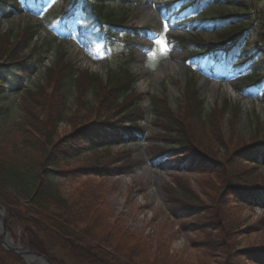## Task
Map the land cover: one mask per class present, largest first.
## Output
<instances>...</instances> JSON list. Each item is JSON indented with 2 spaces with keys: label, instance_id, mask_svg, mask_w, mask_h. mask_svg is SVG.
<instances>
[{
  "label": "rangeland",
  "instance_id": "obj_1",
  "mask_svg": "<svg viewBox=\"0 0 264 264\" xmlns=\"http://www.w3.org/2000/svg\"><path fill=\"white\" fill-rule=\"evenodd\" d=\"M26 1H29V4H22L19 14L9 17L5 16V13L9 15L12 9L0 5V35H3L4 43L3 45L0 41L2 49L0 57L3 56L0 58V131L16 128V123L22 119L25 112L23 108L25 99L32 91L46 83L48 71L55 70L57 63L62 64L64 61L71 64L73 70L79 73L88 71L92 75H98V80L103 82H106L111 69L123 71L122 69L126 67L128 73L136 78V86L132 87L131 94L122 101L133 105L135 111L139 109L135 115L141 118V121H136V124L142 129L139 131L144 133V140L138 142L127 140L126 143L116 140L110 142L108 146L83 150L72 154L71 157L62 158L55 168L66 172L55 171V181L61 191L72 198L70 205L72 211L79 210L76 205L98 211L96 228L104 231L108 228V222L103 215V211H107L111 216L110 221L108 220L110 223L122 220L124 225L138 231L142 239L129 243L131 244L129 247L134 246L136 249V251L133 249L134 255L141 254L145 259H154L156 264H221L224 256L210 258L204 255L202 250L205 247L204 232L199 231V227L194 223L214 218L206 204L212 194L224 197L221 190L228 179L225 174L215 178V175L210 173L223 169L224 164L220 163L219 168L201 171L178 164L177 160L183 153L172 149L181 147L179 142L174 140L179 130L175 129L172 123L165 122L164 110L169 107L175 113L181 112L187 86L194 82L204 101L206 115L210 114L207 118L209 132L228 140L229 148L224 153L220 152V148H216V159L213 158L216 161H220L229 151L238 148L243 150L252 145L254 143L252 138L256 135L264 137V77L258 89L252 94L240 90V83L244 82L245 87L249 85L245 83L247 82L245 77L250 66L259 63L260 69L255 70L264 73V44H261L264 38L259 34L264 24L260 17L261 11H264V1L244 0L243 3L248 7L245 11L237 3L213 5L200 11V18L216 17L221 12L232 15L251 13L244 19L245 23L248 19L251 21L247 27L244 25L248 29L245 39L247 53L252 58L246 65L249 68L236 72L232 64L226 74L217 76L209 69H204L208 57L201 63L199 58L191 59L189 51L179 49L178 41L171 35L179 34L191 40L194 37L202 41H217L221 37L219 31L203 30L198 31L200 34L197 36H190L188 30L176 29L177 25L174 22L165 24L164 17L156 9L161 0H143L142 4H130L125 9L122 14L123 23L151 28L147 36L138 33L127 40L124 38L107 40L80 34L78 25L87 29L88 24H83L81 20L89 19L90 15L81 13L74 22L59 19L55 13L58 12L57 8L62 5L63 0H44L46 5L42 8L43 11L39 12H31L28 8L41 0H21L22 3ZM121 10L116 9V14L121 15ZM99 28L98 23H94L90 32H96ZM22 30L36 31L33 43L36 45L35 48L32 51V47L24 49L26 43L20 41L21 38L13 47L16 51L19 48L20 51L24 49L23 53L30 55L31 60L41 58L38 45L48 44L42 61L35 70L23 74L10 66L7 57L4 56V47L6 48L8 40L11 42V39L18 37L19 31ZM121 33L118 32L117 36L120 37ZM158 35L166 38L170 48L164 58L161 57L154 42ZM245 45L243 44V47ZM11 54L16 55L14 52ZM235 60L239 61V58ZM168 61L174 64L166 65V72L160 74L159 70ZM8 64L9 67L6 68ZM211 66H214L212 62ZM222 69L223 67H220L219 70ZM67 94L69 115L58 123L57 138L72 133L74 124L83 120L89 113L85 110L87 114L76 115L78 118H74L75 115L72 114L78 109H85L83 105L94 108L98 105L95 92L90 91V87L84 94L81 106L79 95L72 85H69ZM111 98L110 96L103 100L104 107L112 104ZM102 111L104 110L99 106V112ZM96 115L98 114L92 117L97 119ZM116 117L117 119L110 117V123L119 125L125 119L119 115ZM218 119L221 121V127L216 129L214 124ZM124 125L134 123L127 120ZM202 135L203 142L208 143L210 139L207 133L203 132ZM164 136L166 138H163ZM167 151H172L170 157H163ZM156 153L158 155H155ZM168 163H171L170 166L164 167ZM234 169H238L236 175L242 178L236 180L238 184L264 187V163L243 160L241 168ZM168 187L176 197L168 195ZM184 191L203 207L201 216L188 218L187 214H181L167 201L166 197L172 200L177 197L185 200ZM229 195L228 199H231L232 194ZM236 203L232 215L237 223L236 227H232L234 246L236 245L237 249L249 250L250 255L245 258L243 264H264L262 259L264 256L258 252L264 246V207L245 203L238 198ZM210 227L213 228L211 223ZM18 233L17 227L11 231V238L15 243L17 240L13 235Z\"/></svg>",
  "mask_w": 264,
  "mask_h": 264
},
{
  "label": "trees",
  "instance_id": "obj_2",
  "mask_svg": "<svg viewBox=\"0 0 264 264\" xmlns=\"http://www.w3.org/2000/svg\"><path fill=\"white\" fill-rule=\"evenodd\" d=\"M135 1L137 0H77L75 4L87 12L94 23L100 24V33L108 37L111 36L113 28L119 30L124 27L122 14L127 4ZM221 1H227L229 4L237 3L238 6L244 8V11L248 8L243 3L244 0H170V2L161 5L160 10L168 18L177 21L191 9L213 2L220 4ZM0 2L12 8L11 15L14 12H19L17 0H0ZM116 9H123V12L120 11L122 14L117 15ZM250 14L232 15L221 12L216 18H213L221 19L223 27H225L220 31L221 37L217 43L221 45L217 48L218 50L212 48L216 44L200 42L199 38L191 40L178 37L179 45L192 49L193 56H199L201 50L196 49L197 47L204 48L202 52L216 55L217 59L224 61L227 66L236 56H239L242 65L248 59L245 58L246 52L238 54V51L248 34V29L244 25L247 27L251 21L248 19L245 23L244 19L248 18ZM260 17L264 20L263 10ZM203 21L205 20H200L196 27H203L204 24H200ZM191 24L194 23L183 22L185 26H191ZM138 30L145 31L146 29ZM259 34L261 38H264V24L261 26ZM2 36L0 35V41L4 45ZM35 36V30L19 31L18 37H11V42L8 40L6 48L4 47V56L7 57L10 66L18 69L22 74L35 70L42 61L43 53L47 50V43L37 46L39 54H41L39 60H31L30 55L23 53L24 49L32 47V51L35 48L36 45H33ZM19 39L22 42L25 41L26 45L23 50L20 51L21 48H19L16 51L13 45L16 46ZM227 43L230 44L226 46ZM13 52L16 55L11 54ZM0 53H2V49H0ZM240 64L236 63L235 67L238 68ZM5 67L8 68L9 64ZM122 70L111 69L110 74L106 77V82H103L98 80V75H92L88 71L79 73L73 70L71 64H66L64 61L62 64L57 63L55 70L48 71L46 83L32 91L25 99L23 103L25 112L22 119L16 123V128L0 131V199L7 206L8 229L13 231V228L17 227L19 233L13 236L19 237L21 243L29 249L46 255L54 264H156L154 259H145L141 254L134 255L133 252L136 249L134 246H132L133 248L129 247L131 246L129 243H135L142 239L138 235V231L124 225L122 220L110 223L111 216L107 211H103V215L108 222V228L105 231L96 228L95 221L98 219V211L94 208L81 207V205H76L79 210L72 211L70 207L72 198L68 194H64L55 181L56 172H66L55 168L62 158L71 157L72 154L83 150L89 151L103 145L108 146L110 142L116 140L135 141L144 138V133L139 131L142 129L136 124V121H141V118H137L135 115L139 109L135 111L133 105L122 101L131 94L134 81L132 74H129L125 68ZM248 77L249 84L251 83L255 87L259 85L261 80L258 74L248 75ZM69 85H72L77 91L80 106L83 104L82 99L85 92L88 91V87H90V91L95 92L98 105L96 108L83 105L85 109H78L72 114L75 115L74 118H78L76 115L87 114L84 112L85 110H88L89 113L83 117V120L74 124L72 133L57 138L58 123L64 121L69 115L67 111ZM185 93L186 99L181 105V112L175 113L169 107L164 110L165 122L172 123L174 128L179 130L174 140L179 142L181 147L172 149L175 152L180 150L183 153L177 162L181 166L191 167L198 171L219 168L222 163L224 164L223 169L210 174L215 175V178L225 174L228 179L225 187L221 190L224 197L212 194L206 204L214 218L194 223L199 227V231L203 230L204 232L205 247L202 250L204 255L210 258L224 256V261L221 264H243L250 252L237 249L236 245L234 246L232 227H236L237 223L232 218L233 210L237 205V198L245 203L264 207V187L238 184L236 180H242V178L236 175L238 169H234V167L241 168L243 160H256L259 164H263L264 137L260 134L256 135L252 138L254 143L247 148L229 151L220 161L214 160L217 154L216 148H220L221 153L228 150V140L209 132L210 125L207 118L210 114L206 115L204 101L194 82L187 86ZM109 95L113 98H111L112 104L104 107L103 100L109 98ZM99 106L104 111L99 112ZM94 114H98L96 115L97 119L92 117ZM118 115L122 118L125 117L124 121L119 125L110 123V119L113 117L117 119ZM107 116L111 118H107ZM160 117H162L161 113ZM127 120L132 121L134 125L125 126L124 122ZM214 126L216 129L221 127L220 119ZM203 132L209 136L208 143L203 142ZM171 152L167 151L163 157H170ZM170 164L168 163L164 167H168ZM167 190L168 195L176 197L170 187ZM184 192L186 193L185 200L178 197L175 200L169 197L166 199L181 214H187L188 218L201 216L203 207L199 206L187 191ZM229 194H232L231 199H228L230 198ZM210 223L213 228L210 227ZM217 229L219 231H216ZM258 252L264 256V246ZM0 264H23L15 254L2 247L1 236Z\"/></svg>",
  "mask_w": 264,
  "mask_h": 264
},
{
  "label": "water",
  "instance_id": "obj_3",
  "mask_svg": "<svg viewBox=\"0 0 264 264\" xmlns=\"http://www.w3.org/2000/svg\"><path fill=\"white\" fill-rule=\"evenodd\" d=\"M0 206L2 207V210H0V218L2 219V223L0 225V233H1V244L2 246L15 253L18 255L25 264H31V263H36V264H53L52 261L45 255L32 251L29 248L23 246L20 244V241L18 240V245H15L13 239L10 236V232L8 231L6 224H5V219L4 215L6 212V207L5 205L0 201Z\"/></svg>",
  "mask_w": 264,
  "mask_h": 264
},
{
  "label": "snow or ice",
  "instance_id": "obj_4",
  "mask_svg": "<svg viewBox=\"0 0 264 264\" xmlns=\"http://www.w3.org/2000/svg\"><path fill=\"white\" fill-rule=\"evenodd\" d=\"M166 30H167V25H165V31ZM154 42L157 45V48L160 52L161 57L162 58L166 57L167 53L170 51L166 38L158 35ZM152 55L154 56L155 53H152Z\"/></svg>",
  "mask_w": 264,
  "mask_h": 264
},
{
  "label": "bare ground",
  "instance_id": "obj_5",
  "mask_svg": "<svg viewBox=\"0 0 264 264\" xmlns=\"http://www.w3.org/2000/svg\"><path fill=\"white\" fill-rule=\"evenodd\" d=\"M170 64H174L172 61H168V62H165L162 66V68L159 70V73L162 74V73H165L166 72V65H170ZM228 88H230V86H228Z\"/></svg>",
  "mask_w": 264,
  "mask_h": 264
}]
</instances>
